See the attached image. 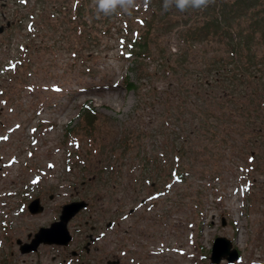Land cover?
Segmentation results:
<instances>
[{"label": "rangeland", "instance_id": "obj_1", "mask_svg": "<svg viewBox=\"0 0 264 264\" xmlns=\"http://www.w3.org/2000/svg\"><path fill=\"white\" fill-rule=\"evenodd\" d=\"M134 11L109 30L93 0H0V264H214L219 235L240 257L218 264H264V44L246 68L218 39L189 45L160 20L135 64L120 41L152 9ZM79 199L67 248L21 252ZM91 225L101 236L74 260Z\"/></svg>", "mask_w": 264, "mask_h": 264}, {"label": "trees", "instance_id": "obj_2", "mask_svg": "<svg viewBox=\"0 0 264 264\" xmlns=\"http://www.w3.org/2000/svg\"><path fill=\"white\" fill-rule=\"evenodd\" d=\"M163 3L164 0H148L147 6L152 9V14L140 18L143 30L133 37H124L120 41L123 52L127 57L136 60L135 64H138V61L143 58L152 56L151 42L154 40L152 29L160 20L163 21L162 27L165 29L173 30L182 25L183 27L178 28L177 32L189 45L194 41L218 39L228 46L230 51L228 57L231 58V62L235 61L233 56L238 55L242 65L246 68L258 64L257 53L253 47L264 44V0H215L213 4L203 10L188 9L185 12H180L174 7L165 11ZM77 4L76 9L79 10L81 7L84 9V4ZM157 10H161L160 16H158ZM176 11L181 14V18H171L170 15ZM134 12L132 9L131 13ZM78 14H82V12H78ZM119 16L114 14L104 17L103 22L107 24L109 30L112 26L115 27L112 19ZM190 19L193 20L190 21ZM222 60L219 59L218 62ZM218 67L219 65L216 68ZM244 70L242 69V72ZM125 85L128 90L137 87L129 75L125 79ZM89 111L91 112L90 106L84 104L80 115L91 120ZM171 174L174 179H182L183 177V173L178 169H173Z\"/></svg>", "mask_w": 264, "mask_h": 264}, {"label": "water", "instance_id": "obj_3", "mask_svg": "<svg viewBox=\"0 0 264 264\" xmlns=\"http://www.w3.org/2000/svg\"><path fill=\"white\" fill-rule=\"evenodd\" d=\"M10 26V22H7ZM5 29V25H0V33ZM88 205L84 199L74 200L62 205L59 218L50 223L49 226H42L36 231L30 242L22 243L18 239L21 252H31L37 250L41 243L57 244L67 246L72 240V233L69 230L68 224L70 220L82 209ZM28 209L32 213L43 210V205L40 203V198L35 197L28 204ZM224 223V221H223ZM240 256L237 247L233 246V242L226 236H217L213 240L211 247L210 260L214 264H218L221 260L226 259L229 263H233Z\"/></svg>", "mask_w": 264, "mask_h": 264}, {"label": "clouds", "instance_id": "obj_4", "mask_svg": "<svg viewBox=\"0 0 264 264\" xmlns=\"http://www.w3.org/2000/svg\"><path fill=\"white\" fill-rule=\"evenodd\" d=\"M214 2L215 0H164L163 8L168 11L174 7L180 12L188 9L203 10ZM147 3L148 0H145V5ZM93 6L97 15H130L131 10L137 7V0H93Z\"/></svg>", "mask_w": 264, "mask_h": 264}, {"label": "flooded vegetation", "instance_id": "obj_5", "mask_svg": "<svg viewBox=\"0 0 264 264\" xmlns=\"http://www.w3.org/2000/svg\"><path fill=\"white\" fill-rule=\"evenodd\" d=\"M2 23V22H1ZM88 206V205H87ZM86 206V207H87ZM83 210V209H82ZM79 212H81V210L79 211ZM78 212V213H79ZM77 213V214H78ZM76 214V215H77ZM75 215V216H76ZM114 225V221H111V220H109L108 222H106V226L107 227H112ZM95 231H97V227L95 226V225H91V232L88 234V236H87V239H85L84 241H83V243H82V245L80 246V247H78L79 248V250L77 251V250H75V249H72L71 250V253H72V255H73V257H74V260H77V259H79L80 260V258L82 257V251L81 250H84L86 253H89L90 252V250H91V246L95 243V241L101 236V233H98L97 235H94L93 233L95 232ZM73 236V235H72ZM72 240H73V237H72ZM72 240L70 241V243L72 242ZM69 243V244H70ZM68 244V245H69ZM67 245V246H68ZM62 246V245H61ZM67 246H63L64 248H67ZM113 260H109L108 261V264H110L111 262H112ZM63 263L64 264H67L68 263V259L66 258V259H64V261H63Z\"/></svg>", "mask_w": 264, "mask_h": 264}]
</instances>
